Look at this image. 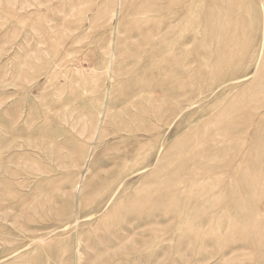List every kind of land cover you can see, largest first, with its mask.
<instances>
[{
	"label": "rangeland",
	"instance_id": "obj_1",
	"mask_svg": "<svg viewBox=\"0 0 264 264\" xmlns=\"http://www.w3.org/2000/svg\"><path fill=\"white\" fill-rule=\"evenodd\" d=\"M0 264H264V0H0Z\"/></svg>",
	"mask_w": 264,
	"mask_h": 264
},
{
	"label": "bare ground",
	"instance_id": "obj_2",
	"mask_svg": "<svg viewBox=\"0 0 264 264\" xmlns=\"http://www.w3.org/2000/svg\"><path fill=\"white\" fill-rule=\"evenodd\" d=\"M226 18V17H225ZM219 30V29H218ZM251 172V171H250ZM254 173V172H253ZM256 173V172H255ZM255 180V179H254ZM251 188V187H250ZM246 195V194H245ZM245 203V202H244Z\"/></svg>",
	"mask_w": 264,
	"mask_h": 264
}]
</instances>
